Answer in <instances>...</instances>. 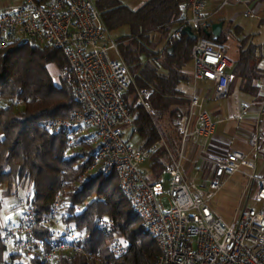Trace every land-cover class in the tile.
Here are the masks:
<instances>
[{
    "label": "built area",
    "instance_id": "built-area-1",
    "mask_svg": "<svg viewBox=\"0 0 264 264\" xmlns=\"http://www.w3.org/2000/svg\"><path fill=\"white\" fill-rule=\"evenodd\" d=\"M207 1L186 0L182 9L188 15L172 37H180L185 26L192 27L197 35L192 48L193 81L211 82L215 98L221 100L231 93L236 61L229 56L227 44L204 36V29L234 0H222L215 12L206 10ZM236 3L246 5L248 14L255 15L246 0ZM23 45L55 47L65 56L68 67L63 73L72 78L79 109L69 117L46 119L42 127L49 134L64 137L65 155L86 151L83 158L91 161L87 176L117 174L121 193L157 244L159 254L153 264H264V176L255 172L253 157L260 149L259 134L252 136L248 153H209L214 163L211 177L190 182L182 165L188 143L201 142L203 152H208L222 119L214 118L206 97L193 93L173 121L181 136L177 144L173 135L163 130L164 111L155 106L150 89L136 84L122 58L120 41L108 28L95 0H0V53ZM132 88L134 107L144 108L161 137L147 149L135 147L123 135L124 127L134 124L135 115L125 102ZM0 105L4 103L0 101ZM8 105L20 109L24 102L13 99ZM249 108L244 105L240 116H246ZM260 110L264 115V105ZM159 146L166 147L169 163L164 177L151 182L143 165ZM236 174L247 178L250 194L238 218L229 223L209 204ZM164 182L169 184V209L162 202ZM250 199L257 207L247 208ZM22 207L18 219L0 225V237L8 249L6 261L10 255L19 258L10 264H59L61 259L72 261L77 256L96 264H114L131 249L130 238L107 215L99 216L94 226L107 238L108 256L86 249L83 232L72 220L81 206L70 208L61 191L42 219L41 230L28 196L22 200Z\"/></svg>",
    "mask_w": 264,
    "mask_h": 264
},
{
    "label": "trees",
    "instance_id": "trees-1",
    "mask_svg": "<svg viewBox=\"0 0 264 264\" xmlns=\"http://www.w3.org/2000/svg\"><path fill=\"white\" fill-rule=\"evenodd\" d=\"M95 1L113 34L123 27L130 28L128 34L117 37L122 58L136 84L150 89L155 106L164 111V121L179 144L181 136L173 121L180 107L189 103L181 85L193 81L187 66L192 63L195 42L183 34L173 38L172 33L184 18L182 6L186 0H149L137 10L122 0ZM220 40L225 42L224 37ZM255 48L243 40L240 65L248 64ZM51 64L63 71L68 67L60 49L23 45L0 53V101L4 103L0 105V225L5 201L20 197L21 188L30 190L27 196L36 210L40 230L39 225L50 212L57 193L61 191L65 196L67 192L70 208L81 206L72 220L83 232L82 243L86 249L108 256L107 238L94 226L99 216L107 215L132 242L130 251L114 264H153L159 249L121 193L117 174L93 175L80 180L81 172L91 163L84 159L86 151L65 155L64 137L49 134L42 127L46 119L69 117L79 109L74 83L67 77L57 83L49 70ZM13 99L22 100L24 106L16 109L8 105ZM125 102L135 115L134 124L129 127L144 141L140 148L152 147L161 137L144 108L134 107V88L125 95ZM80 156L84 157L82 163L78 162ZM168 163L166 147L159 146L145 171L148 178L162 179ZM7 251L0 237V264L19 260L18 255H10L6 261ZM59 264L96 263L77 256L72 261L61 259Z\"/></svg>",
    "mask_w": 264,
    "mask_h": 264
},
{
    "label": "crops",
    "instance_id": "crops-1",
    "mask_svg": "<svg viewBox=\"0 0 264 264\" xmlns=\"http://www.w3.org/2000/svg\"><path fill=\"white\" fill-rule=\"evenodd\" d=\"M122 1L129 8L137 10L149 0ZM246 2L254 12V16L248 14L246 5L236 3V0L232 5L225 6L220 10L222 0H208L206 3L207 11L215 12L219 10L215 14L213 22H224L221 37L225 39L226 33L232 35L234 32L240 35L237 40V56L234 59L236 61L233 70L234 79L228 98L217 100L214 95V86L209 81H199L196 84L192 81L189 84L181 85V89L185 92L187 98L195 92L206 97L207 108L214 118L222 119L210 139L208 152H203L201 142L197 144L192 140L188 143L186 147L187 157H184L182 162L184 176L187 180L189 178L191 181L199 182L198 179L204 175V168L210 160L209 153L218 155H227L232 151L248 153L251 150L250 140L254 134H259L260 138V149L253 156L256 162L255 172L260 176H264V115L260 114V109L264 105V0H246ZM183 15H188V13H183ZM240 17L244 19L243 22L238 21ZM128 33L126 32L123 35ZM243 40H247L248 44L256 47L246 66L239 64L241 58L240 45ZM225 43L227 44L226 39ZM243 71L244 73H242ZM188 72L192 73V71ZM241 74L249 77L241 76ZM222 101H224L223 104ZM244 105H249L250 108L247 115L241 117V109ZM128 130H130V134L127 139L131 141L136 136L133 133L134 129L129 126L123 129L125 136ZM138 140L139 143L136 147L140 148L144 141L140 137H138ZM146 163H149V161ZM248 194H250V191L248 181H246L241 188L240 208L245 203L244 200ZM20 215L17 218L13 214L10 215L9 221L18 219Z\"/></svg>",
    "mask_w": 264,
    "mask_h": 264
},
{
    "label": "rangeland",
    "instance_id": "rangeland-1",
    "mask_svg": "<svg viewBox=\"0 0 264 264\" xmlns=\"http://www.w3.org/2000/svg\"><path fill=\"white\" fill-rule=\"evenodd\" d=\"M240 20H238L239 22H243L244 19H242L241 17L239 18ZM253 20V19H252ZM255 21V20H253ZM126 32H130V28L128 26L123 27L122 29L116 31L114 33V36L119 37L121 35H123ZM239 35L237 32L232 33V35H228L227 33L225 34V39L227 42V45L229 47V56L232 59H235V57L237 56V40L239 38ZM112 58L114 57L113 52H111ZM50 73L51 75L54 77L55 81L57 83H59L60 79L62 77H67L68 80L72 81L71 76L66 75L63 73V70H60L56 65H51L49 67ZM187 70L188 71H192V64L190 63L187 66ZM73 82V81H72ZM224 101H222L221 103L223 104ZM218 103V102H216ZM162 126H164V129L166 132H169L170 134L173 135L174 138V134L172 133V131L169 129L167 122L163 121ZM171 131V132H170ZM130 134V130L127 131V134L125 136V138L128 137V135ZM135 138H133L131 140V143L136 147L138 146V135L135 134ZM187 150L185 151V158L187 157L186 155ZM177 155V154H175ZM80 160H78V162L82 163V159L83 156L79 157ZM209 160V159H208ZM145 169L143 167V169L147 172V167H148V163H146L145 165ZM214 169V163L209 160L206 163V166L204 168V175L201 177L200 176V180L202 179H208L211 177L212 172ZM86 169H84L81 174H80V180H85L87 179L89 176H87L85 174ZM231 180H228L223 188L216 194V196L213 197V199L211 200L209 206L212 209V211L218 215L221 216L225 221L231 223L234 222L239 214H240V193H241V188L243 187V185L245 184V182L247 181V178L241 174H236L233 177H231ZM198 179V181H200ZM150 181H154L153 178H150ZM188 181L191 182V180L188 178ZM165 184V195L162 197V202L164 204V206L169 209L171 207L170 204V199L167 195V191H168V187L169 184L167 182H164ZM30 195V190H27L25 188H21V192H20V197H14L11 199H8L5 201V206L3 208L2 211V222H8L9 221V216L10 215H15L14 217L17 218L20 215V212H22V200L27 196ZM68 193H65L64 196V200L65 202H69L67 197H68ZM251 197V196H250ZM257 207V205L254 203L253 199H250L248 201L247 204V208H254Z\"/></svg>",
    "mask_w": 264,
    "mask_h": 264
},
{
    "label": "water",
    "instance_id": "water-1",
    "mask_svg": "<svg viewBox=\"0 0 264 264\" xmlns=\"http://www.w3.org/2000/svg\"><path fill=\"white\" fill-rule=\"evenodd\" d=\"M223 26L224 22L219 21V22H213L209 27H206L204 29V33L208 36L211 37L214 40H220L222 31H223ZM182 34L186 35L188 39L195 41L197 39V35L195 32L192 30L191 26H185L182 29ZM170 51H173V48H170Z\"/></svg>",
    "mask_w": 264,
    "mask_h": 264
}]
</instances>
